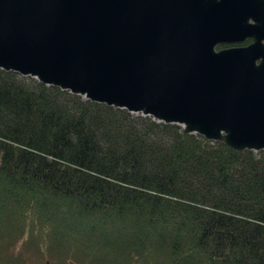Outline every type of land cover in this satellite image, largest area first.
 Listing matches in <instances>:
<instances>
[{
    "label": "trees",
    "instance_id": "1",
    "mask_svg": "<svg viewBox=\"0 0 264 264\" xmlns=\"http://www.w3.org/2000/svg\"><path fill=\"white\" fill-rule=\"evenodd\" d=\"M32 255L264 264V150L0 67V264H35Z\"/></svg>",
    "mask_w": 264,
    "mask_h": 264
},
{
    "label": "water",
    "instance_id": "2",
    "mask_svg": "<svg viewBox=\"0 0 264 264\" xmlns=\"http://www.w3.org/2000/svg\"><path fill=\"white\" fill-rule=\"evenodd\" d=\"M0 67L264 150V0H0Z\"/></svg>",
    "mask_w": 264,
    "mask_h": 264
},
{
    "label": "rangeland",
    "instance_id": "3",
    "mask_svg": "<svg viewBox=\"0 0 264 264\" xmlns=\"http://www.w3.org/2000/svg\"><path fill=\"white\" fill-rule=\"evenodd\" d=\"M33 256V255H32ZM33 260H34V262H35V264H42V262L40 263V262H37V259H36V257L35 256H33Z\"/></svg>",
    "mask_w": 264,
    "mask_h": 264
}]
</instances>
